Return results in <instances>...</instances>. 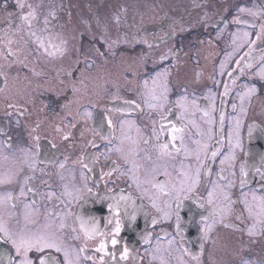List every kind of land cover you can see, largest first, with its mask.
<instances>
[{"label":"flooded vegetation","instance_id":"obj_1","mask_svg":"<svg viewBox=\"0 0 264 264\" xmlns=\"http://www.w3.org/2000/svg\"><path fill=\"white\" fill-rule=\"evenodd\" d=\"M151 1L137 18L128 16L131 7L126 9L122 34L113 29L106 38L99 31L80 30L73 41L59 45L57 55H50L53 48L45 53L39 38L28 42L23 28L12 26L17 0H0L4 228L14 230L10 233H55L74 264H264V180L256 171H264V78L258 74L264 68V0ZM166 33L170 36L153 48L143 42ZM72 52L79 56L72 57ZM59 58L71 64L61 71L58 65L41 69L45 60L58 64ZM161 103L163 113L149 107ZM85 109L93 113L91 120ZM161 114L167 117L162 121L165 134L157 140L153 122ZM181 114L183 119H178ZM104 116L112 121L111 128L105 122L102 129L111 140L100 139L93 130ZM173 124L182 129L176 140L168 135ZM155 127L159 132V124ZM65 134H70L69 141L61 140ZM37 136L50 152V143L62 145L56 159L67 160L60 169L42 162V153L35 178L25 181L32 172L22 163L21 149L35 151ZM93 140L96 147L88 143ZM161 141L169 144L168 154H161ZM82 158L88 168L82 167ZM241 165L247 174L243 184ZM197 168L199 184L183 200L178 226L175 194L181 180L185 188L191 182L181 173L195 177ZM159 184H166L164 190ZM209 191L212 205L207 202ZM8 193L12 200L6 199ZM109 196L130 197L122 202L130 205L129 215L121 209L116 246L111 244L116 219L109 209L114 201L99 198ZM133 204L135 220L130 219ZM165 212L172 214L164 218ZM93 223L96 233L88 238L85 230ZM101 241L106 248L98 253ZM6 244L7 256L15 258V250ZM125 248L128 259L121 260ZM45 254L63 264L62 253ZM29 255L39 264L40 254Z\"/></svg>","mask_w":264,"mask_h":264},{"label":"snow or ice","instance_id":"obj_2","mask_svg":"<svg viewBox=\"0 0 264 264\" xmlns=\"http://www.w3.org/2000/svg\"><path fill=\"white\" fill-rule=\"evenodd\" d=\"M18 7H20L21 9H23L25 7L24 3L22 2V0H18ZM29 8H31V5L28 6ZM239 11L241 13L245 12V11H249L245 8H240ZM249 15H257V13L255 12H251L249 11ZM21 20L25 21L26 23H28V27H31V23H30V18L34 19L35 18V12L30 11L27 14H24L23 12L21 13ZM237 23H241L243 22L242 20H240L239 18H237ZM45 24L48 23V20L45 19L44 21ZM262 30H264V26H262ZM33 36H35V33H32ZM249 34L245 33V36L247 37ZM170 36V33H166L165 36L162 37H157L155 40H153L151 43L148 42L147 39H144V43L147 45L148 48H153L157 42L159 43H163L166 38ZM261 36V34H257V38L259 39ZM251 43H255V41H251ZM40 46L43 47V43H40ZM59 50V49H58ZM169 51H171V49H169ZM54 54V53H49ZM166 55L165 53H161V56ZM239 63V62H237ZM262 64H264V60H262L261 62ZM89 67H91V65H88ZM71 74V73H69ZM261 78H264V68L261 69L260 73H258ZM158 76L160 75L159 73L157 74ZM232 73H229V76H231ZM145 84H147V81H144ZM250 92H255V89H250ZM153 99H157V97L155 95H153L152 97ZM132 101H125V104L130 105L132 104ZM8 107H13V105L9 104ZM149 107L153 108V109H159L161 111V113H163L164 111V105L161 103L160 105H149ZM111 110H115L118 112H123L126 109L123 108H114ZM84 116L87 117V119L91 120L93 113L87 109L84 110ZM167 117L163 114H161L160 119L158 121H154L153 122V130H152V135L154 139L160 140L161 137L164 136L165 134V130H164V125L162 123L163 120H165ZM178 119H183V114H181L180 117H178ZM105 122H107V126L109 128L112 127V121L108 116H104L99 123H97L96 125H94V133L95 135L99 136L100 139L102 140H111V137L109 136H105L103 134L102 129L104 128V124ZM159 124L160 126V131L157 132L155 125ZM238 126H239V122H238ZM39 125H36V128H38ZM73 127H75V125H73ZM36 128H33V131H36ZM57 132L60 131L59 128L56 129ZM251 131V129H250ZM182 132V129L177 127L175 124H173L171 126V130L168 133L169 137L171 140H176L177 133ZM70 134H65L61 137L62 141H69L70 140ZM92 147H96V143L95 141H89L88 142ZM194 143H199V141H194ZM238 146V145H237ZM62 147V145L56 144V143H50V148L54 151H49L48 148L44 147L43 145L40 144L39 142V137H36V150L33 151L32 148H22L21 152H23L24 154V159L22 160V163L32 172L31 176H25L24 179L25 181L31 180L35 178V170L37 168V163L36 160L37 158L41 157V154L43 153V160L42 162L46 163V164H51L54 167H59L60 169H63L65 167V162L67 160V157L64 158V161H58L56 159V153L59 152L60 148ZM74 147V145H73ZM173 147H175V145H173ZM159 149L161 154H168V149H169V144L166 142L161 141L159 143ZM203 149L205 152H207L208 150V145L205 144L203 146ZM117 151H119V149H117ZM177 151H179V149H177ZM212 156L215 157L216 156V152L212 151ZM197 160L200 159L199 153H197ZM83 159L81 160V164L82 167L84 168H88L89 165L86 163H83ZM93 159H97V157H93ZM234 159V157H233ZM221 163L223 164V161H221ZM201 166H203V163H201ZM257 172L260 173L261 175V179L264 180V171H262L261 169H257ZM166 174V173H165ZM240 174H241V183H244L243 177H245L247 174L245 172V168L243 165H241L240 167ZM107 175H110V173H107ZM181 175L185 176L186 179L190 180V184H188L187 188L184 187L185 184V180H181L180 181V185L181 187L179 188V190L176 191V211H175V215H176V220H177V225L179 226V222H180V216H179V209L183 204V200L188 199L190 197V194L193 193L196 190L197 185L199 184V177H200V169L197 168L196 169V173H195V177H187V174L185 173H181ZM232 175L234 176L235 173L233 172ZM83 176V173H82ZM154 179V177H153ZM0 183H3V181H0ZM157 186V185H154ZM158 187L161 190H164V188L166 187V184H159ZM31 190V189H29ZM92 189H87L88 193H91ZM109 193L112 191L111 189L108 190ZM24 194V190L23 187H21L20 190V195ZM213 192L209 191L208 192V204L212 205L213 204ZM101 199L107 198V199H111L112 201H114V203L109 205V209L110 211H113L114 213V218L116 219V223H115V228L113 230V238L111 239V244L113 246H116L118 241L115 238L116 236L119 235L120 233V219L119 217L121 216V209L123 208L125 210L124 214L125 215H129V213L127 212L128 207L130 206L128 203H123L122 202H128L130 201V197H126V196H120L119 198L115 197V196H109V197H99ZM6 199L8 200H12L13 196L11 193L7 194ZM224 199L226 201H230V197H228L227 195L224 196ZM3 200L0 199V203H2ZM133 207V211L130 213V219L135 220L136 218V209L134 207V204L131 205ZM153 207H156L155 203H153L152 205ZM168 207L170 208L171 205H168ZM262 211H264V209H262ZM172 213L169 212H165L164 213V218H168L169 215H171ZM217 212L215 209H213V215H216ZM111 223V221H109ZM155 219L153 220V223H155ZM82 228L84 227L83 223H82ZM61 228H63V224L60 225ZM211 226L209 225V228ZM86 231V235L88 236V238H92V236L96 233V228L95 225L93 223V227L91 228V230H85ZM250 236L254 235L253 231L251 229H249V233ZM0 240H3L5 243H8L12 246V248L15 250L16 256L15 258H13L12 256H6V259L3 261V264H35L34 259L29 255L31 252L35 251L36 253L40 254L38 256L39 259V264H60V261L51 256V255H46V251L47 250H54L57 253H62L64 256V260H63V264H74V261L72 259L69 258V251L67 249V247L64 245L63 241L59 238V236H57L55 233H51V234H45V233H33V234H25L23 232L21 233H10L8 230H6L2 225H0ZM106 248V244L104 241H101L99 246L95 249L96 252H104ZM79 252H83L84 249L80 248L78 250ZM0 255H6V254H0ZM194 259H197V257H193ZM78 259V256H77ZM86 259H92L91 257H86ZM113 259H115V254H113ZM120 259L121 260H127L128 259V249L125 248L121 253H120ZM243 264H249L248 261H244Z\"/></svg>","mask_w":264,"mask_h":264},{"label":"water","instance_id":"obj_3","mask_svg":"<svg viewBox=\"0 0 264 264\" xmlns=\"http://www.w3.org/2000/svg\"><path fill=\"white\" fill-rule=\"evenodd\" d=\"M25 7L11 18L12 26L23 28V33L28 35V42H42L45 44V53L53 48L57 55L59 45L63 41H73L74 33L78 36L80 30L93 34L99 31L106 38H111L113 29L120 34L123 31L119 26L128 18L127 8L131 7L130 18H137L144 13V7L149 6L151 0H22ZM18 3V0H17ZM31 5V8L28 6ZM115 9L121 13V17ZM35 12V18H30L31 27L21 20V13ZM45 19L48 23L45 24ZM35 33V36L32 35ZM41 34V36L39 35ZM28 44L27 42H25ZM7 247L0 240V264L7 256Z\"/></svg>","mask_w":264,"mask_h":264},{"label":"rangeland","instance_id":"obj_4","mask_svg":"<svg viewBox=\"0 0 264 264\" xmlns=\"http://www.w3.org/2000/svg\"><path fill=\"white\" fill-rule=\"evenodd\" d=\"M2 3H3V1H2ZM86 51H88V52H91L90 51V49H86ZM72 57H75V58H77L78 56H79V52L77 53V54H75L74 52H72ZM68 59H65V58H59V59H56L55 60V62H57L58 64H56V63H54V62H52V61H44V63H42V67H41V69L42 70H48L49 68H52V69H54L55 67H56V65H58V67H56V69L58 68H62L61 66H64V67H67V66H69L71 63H68V61H67ZM67 61V62H66ZM50 62H52L51 63V65H50ZM58 71H61L60 69L58 70ZM60 73V72H59ZM1 153V152H0ZM6 160H7V158H6ZM2 175V174H1ZM2 177V176H1ZM5 177V176H4ZM0 224L1 225H3V227H4V223H3V221H2V219H1V216H0ZM5 228H8V227H6L5 226ZM10 229V228H9ZM10 232H14V230L13 229H10Z\"/></svg>","mask_w":264,"mask_h":264}]
</instances>
